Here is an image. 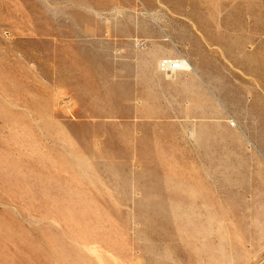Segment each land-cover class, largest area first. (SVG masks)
I'll list each match as a JSON object with an SVG mask.
<instances>
[{
    "label": "rangeland",
    "instance_id": "1",
    "mask_svg": "<svg viewBox=\"0 0 264 264\" xmlns=\"http://www.w3.org/2000/svg\"><path fill=\"white\" fill-rule=\"evenodd\" d=\"M0 264H264V0H0Z\"/></svg>",
    "mask_w": 264,
    "mask_h": 264
},
{
    "label": "bare ground",
    "instance_id": "2",
    "mask_svg": "<svg viewBox=\"0 0 264 264\" xmlns=\"http://www.w3.org/2000/svg\"><path fill=\"white\" fill-rule=\"evenodd\" d=\"M167 60H173V59H167ZM177 62H179L180 63V66L182 67V69L181 70H179V69H171V71H169V72H167V71H164V72H166V73H168V75L171 77L172 76V74H169V73H173V74H175V73H177V72H182V71H188V70H191V69H193V66H192V64L187 60V59H185V58H183V59H175ZM163 61V60H162ZM161 61V62H162ZM161 62H160V69L162 70V68H161ZM163 71V70H162ZM231 121V120H230ZM235 123V122H234Z\"/></svg>",
    "mask_w": 264,
    "mask_h": 264
},
{
    "label": "built area",
    "instance_id": "3",
    "mask_svg": "<svg viewBox=\"0 0 264 264\" xmlns=\"http://www.w3.org/2000/svg\"><path fill=\"white\" fill-rule=\"evenodd\" d=\"M161 68L163 71H167V72L171 71L172 68L173 69H179V70L182 69V67L180 66V63L177 62L175 59L170 60V61L169 60H163L161 62Z\"/></svg>",
    "mask_w": 264,
    "mask_h": 264
},
{
    "label": "crops",
    "instance_id": "4",
    "mask_svg": "<svg viewBox=\"0 0 264 264\" xmlns=\"http://www.w3.org/2000/svg\"><path fill=\"white\" fill-rule=\"evenodd\" d=\"M155 64H156V63H155ZM154 69H155V67H154ZM191 70H194V68L191 69ZM162 74H163V76H161V77H163V79H166L165 76H164L165 74H164V73H162ZM162 74H161V75H162ZM178 74H179L181 80H182V76H183V75H184V76H185V75H190L189 73H182V72H180V73H178ZM167 76H168L169 79H170V78H174L173 75H172L171 77H170L169 75H167Z\"/></svg>",
    "mask_w": 264,
    "mask_h": 264
}]
</instances>
